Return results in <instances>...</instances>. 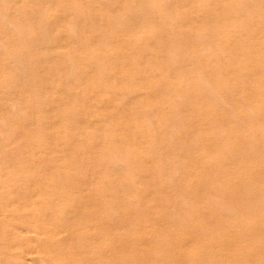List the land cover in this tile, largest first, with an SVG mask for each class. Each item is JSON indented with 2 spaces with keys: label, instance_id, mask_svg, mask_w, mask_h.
<instances>
[{
  "label": "rangeland",
  "instance_id": "374dc122",
  "mask_svg": "<svg viewBox=\"0 0 264 264\" xmlns=\"http://www.w3.org/2000/svg\"><path fill=\"white\" fill-rule=\"evenodd\" d=\"M262 72L264 0H0V264H264Z\"/></svg>",
  "mask_w": 264,
  "mask_h": 264
},
{
  "label": "bare ground",
  "instance_id": "6f19581e",
  "mask_svg": "<svg viewBox=\"0 0 264 264\" xmlns=\"http://www.w3.org/2000/svg\"><path fill=\"white\" fill-rule=\"evenodd\" d=\"M238 44H241V43H238ZM244 44H245V43H244ZM215 45H216V44H215ZM257 45H258V44H257ZM261 45H262V44H261ZM217 46H218V45H217ZM217 46H216V48L219 47V46H218V47H217ZM238 46H239V45H238ZM243 46H244V47H243ZM243 46H242V48L244 49V52H243L244 54H245L249 49H251V48H249V45L247 46V44H246V46H247V49L249 48L248 50L246 49L245 45H243ZM252 46H254V45L252 44ZM232 48H233V47H232ZM252 48H253V47H252ZM256 48H257V47H255V49H256ZM257 49H259V48H257ZM257 49H256V51H257ZM219 50H220V49H219ZM235 50H236V49H235ZM259 50H260V49H259ZM233 51H234V50H233ZM252 51H254V50H252ZM252 51H251V52H252ZM256 51H255V52H256ZM231 52H232V51H231ZM236 52H237V50H236L234 53H236ZM261 54H262V53H261ZM261 54H260V55H261ZM246 55H248V54H246ZM255 55H256V54H255ZM239 56H240V55H239ZM250 56H251V54H250ZM233 57H234V56H233ZM233 57H232V58H233ZM245 57H246V56H245ZM256 57H257V56H256ZM233 59H235V58H233ZM243 59H244V58H243ZM243 59H242V60H243ZM248 59H249V58H248ZM234 62H235V61H234ZM253 62H254V60L252 61V63H253ZM242 63H244V64L247 63V64H248V61H247V62H244V60H243V62H241V65H239V66H240L239 68H240L241 71H242L243 69H245V67L247 66V65L243 66ZM259 63H260V62H259ZM239 64H240V63H239ZM254 64H255V62H254ZM249 65H251V64H250V60H249ZM261 65H262V64H261ZM230 66H231V65H230ZM235 66H237V65H235ZM258 66H259V64H258ZM231 67H232V66H231ZM241 67H242V69H241ZM247 67H248V66H247ZM247 67H246V68H247ZM254 67H255V66H254ZM236 68H238V67H236ZM238 70H239V69H238ZM249 70H250V69H249ZM251 70H252V68H251ZM233 71H235V70H233ZM233 71H232V72H233ZM245 71H246V70H245ZM237 73H238V72H237ZM244 73H245V72H244ZM250 73H251V71H250ZM262 73H263V72H262ZM233 74H235V73H233ZM240 74H241V73H240ZM263 74H264V73H263ZM252 75H253V73H252ZM260 75H261V74H260ZM242 76H244V75H243V72H242ZM258 76H259V75H258ZM233 78H234V77H233ZM235 78H236V77H235ZM235 78H234V81L236 80V82H238L237 84H241V85H243V82H244V85H243V86H245V85H247V84H249V83H250L249 85L251 86V85L254 83V81H253V83L250 82V80H251L252 77H249L250 80H249V78L247 77L248 80H249V83H248V81H247V82L243 81V80H244L243 78H245V77H240V76L238 77V76H237V78H236V79H235ZM247 78H246L245 80H247ZM263 79H264V78H263ZM228 80H229V79H228ZM253 80H254V79H253ZM204 81H206V80H204ZM257 81H260V80L258 79ZM226 82H227V81H226ZM236 82H234V83H236ZM260 82H261V84H260L259 82H257L258 84H260V86L257 85V84L255 83L257 86H259V88H258V87H254V88H258L259 90H262V89H260V88H262V86H263L264 84H263V81H260ZM222 83H223V82H222ZM227 83H228V82H227ZM229 83H230V82H229ZM245 83H247V84H245ZM251 83H252V84H251ZM224 84H225V83H224ZM224 84H223V85H224ZM262 84H263V85H262ZM221 85H222V84H221ZM223 85H222V86H223ZM238 86H239V85H238ZM253 86H255V85H253ZM225 87H227V86H225ZM241 87H242V86H241ZM251 87H252V86H251ZM223 88H224V87H223ZM235 88H236V86H235ZM242 88H243V87H242ZM246 88H247V87H246ZM208 89H209V88H208ZM226 89H228V88H226ZM243 89L245 90V88H243ZM258 89H257L256 92H259ZM249 90H251V89H249ZM254 90H255V89H254ZM247 91H248V90H247ZM238 92H239V91H238ZM261 92H262V91H261ZM261 92H260V93H261ZM232 93H233V92H232ZM260 93H259V94H260ZM263 93H264V92H262L261 95H263ZM255 94H256V93H255ZM259 94H257V95L259 96ZM243 95H244V92H243ZM257 95H256V96H257ZM245 96H247L246 93H245L244 97H245ZM248 96H249V95H248ZM256 96H255V97H256ZM258 96H257V97H258ZM249 98H251V96H250ZM251 99H252V98H251ZM255 99H256V98H255ZM255 99H254V100H255ZM224 100H225V99H224ZM254 100H253V101H254ZM263 101H264V99H262L261 97H259L258 99L255 100V103H254V104H255L254 107L257 106L256 108H253V109H252L253 106L250 107V106H251L250 104H249L250 106H248V105H247V106H244L245 108L242 106L241 108L245 110L247 107H249V108H248L249 110L247 111V112H249V113H248V114H247L246 112H245V113H246V115H247L249 118H252V116L254 115V114H253L254 110L257 109V108H259V107H261V106L263 105L262 103H264ZM249 102H250V101H249ZM236 104H237V102H236ZM252 105H253V104H252ZM236 106H237V105H236ZM239 106H240V105H239ZM239 106L234 107V108H238ZM234 108H233V109H234ZM241 108L239 107L238 112H239V110H242ZM250 108H251V109H250ZM261 108H262V107H261ZM236 110H237V109H236ZM244 110H243V111H244ZM246 110H247V109H246ZM261 110H263V109L258 110V112H260ZM233 111L235 112V110H233ZM256 112H257V111H255V114H256ZM241 113H242V111H241ZM245 113H244V115H245ZM260 114H261V113H260ZM238 115L241 116L239 113L237 114V116H238ZM251 115H252V116H251ZM256 115H257L256 117H259V118H256L255 115H254V117H255L256 119H258V121H257L256 119H254V117H253V119L256 120V121H254V120L252 119V124L261 121V122H259L260 125H259V124H258V125L261 127V129H263L261 123L264 124V122H262V121H264V119H263L264 116L262 115L263 117H260L261 115H260V116H258L259 114H256ZM247 116H246V117H247ZM248 117H247V120H249ZM240 118H241V117H240ZM260 118H261L262 120H261ZM237 119H238V118H237ZM259 119H260V120H259ZM249 123L251 124V120L249 121ZM249 123H248V124H249ZM250 124H249V125H250ZM252 124H251V125H252ZM215 125H216V124H215ZM249 125H247V126H249ZM251 125H250V127H251ZM258 125H257V127H256L255 125H253V126H255L256 128L260 129ZM216 126H217V125H216ZM250 127H248V129H250ZM218 128H219V127H218ZM220 128H221V127H220ZM251 129H252V130H250L251 132H253L254 130H255V131L257 130V129H254V128H251ZM253 129H254V130H253ZM261 129H260V131H262ZM218 130H220V129H218ZM245 130H246V129H245ZM255 131H254V132H255ZM260 131H259V132H260ZM245 132H246V131H245ZM256 132H258V130H257ZM259 132H258V133H259ZM263 132H264V130H263ZM258 133H256V135H255V133H254L255 138H257L256 136L260 137L259 135L262 134L261 132H260L259 134H258ZM246 134H247V133H246ZM248 134H249V133H248ZM252 135H253V134H252ZM254 136H252V137H254ZM255 138H250V139H251V141H252V140H258V139H255ZM261 138H262V136H261ZM263 138H264V137H263ZM252 143H253V141H252ZM252 143H251V145H252ZM256 143H257V141H256ZM254 145H255V144H254ZM256 145H258V144H256ZM252 147H253V146H252ZM255 147H256V146H255ZM253 148H254V147H253ZM254 149H255V148H254ZM256 149H257V148H256ZM252 150H253V149H251V151H252ZM62 208H63V207H62ZM42 218H43V217H42ZM42 221H44V218H43ZM43 225H44V223H43ZM43 225H42V226H43ZM46 227H47V226H46ZM46 227H44V228H45V230L43 229L44 231L42 230V228H43V227H42V228L40 229V232H41V230H42V231L44 232V234H42V235H46V236H47L48 233H47V232L45 233V231H48V232H50V233H49V237H51V236H52V235H51V231H50V229H49L48 227H47V229H46ZM52 233H53V232H52ZM50 235H51V236H50ZM47 237H48V236H47Z\"/></svg>",
  "mask_w": 264,
  "mask_h": 264
}]
</instances>
